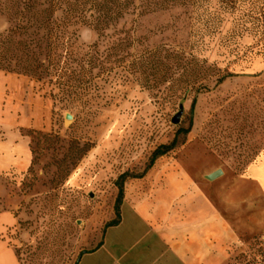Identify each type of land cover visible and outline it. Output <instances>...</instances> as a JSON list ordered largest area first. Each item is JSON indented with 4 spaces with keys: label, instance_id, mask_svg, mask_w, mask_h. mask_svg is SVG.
Instances as JSON below:
<instances>
[{
    "label": "rangeland",
    "instance_id": "1",
    "mask_svg": "<svg viewBox=\"0 0 264 264\" xmlns=\"http://www.w3.org/2000/svg\"><path fill=\"white\" fill-rule=\"evenodd\" d=\"M251 2L238 0L223 13L218 0L199 11L138 0L101 33L87 18L58 12L57 72L38 80L15 62L1 64L0 85L13 77L6 91L15 94L8 96L40 109L36 127L21 129L32 165L0 174V251H12L17 264H77L101 244L124 205L164 207L176 174L217 203L248 191L244 179L264 160V56L259 39L242 28L249 27ZM213 20L219 28L206 33ZM16 24L0 15V35ZM147 51H157L151 58L160 66L157 77L142 67ZM175 56L198 61L200 78L189 79ZM200 84L199 94L190 88ZM8 99L0 96V141ZM156 151L166 154L150 167ZM260 209L264 219V202L257 200L254 219ZM227 264H264V228L243 237Z\"/></svg>",
    "mask_w": 264,
    "mask_h": 264
},
{
    "label": "crops",
    "instance_id": "2",
    "mask_svg": "<svg viewBox=\"0 0 264 264\" xmlns=\"http://www.w3.org/2000/svg\"><path fill=\"white\" fill-rule=\"evenodd\" d=\"M12 80L9 75L0 85L1 98H9L7 120L2 122L6 132L0 141V174L23 172L32 165L30 141L21 129L36 127L32 123L40 109L32 103L30 111L27 102L8 96L15 94L6 91ZM243 182L248 191L229 193L217 203L181 174L172 175L164 207L124 205L120 222L77 264H227L243 237L252 235L254 228L263 231V212L260 209V219H254L253 205L264 202V160L250 168Z\"/></svg>",
    "mask_w": 264,
    "mask_h": 264
},
{
    "label": "trees",
    "instance_id": "3",
    "mask_svg": "<svg viewBox=\"0 0 264 264\" xmlns=\"http://www.w3.org/2000/svg\"><path fill=\"white\" fill-rule=\"evenodd\" d=\"M138 0H0V15L7 16L12 22H16L14 29H11L6 36L0 35V65L7 64L8 68L15 62V68L24 73H28L31 77L41 80L43 75L50 76L52 71H58L60 67L61 55L53 48V44L57 39L53 25L58 12H62L69 17L87 18L89 22L94 24V28L99 32H104L116 18H123ZM144 1L147 6H157L162 9H170L177 6H191L194 11H199L207 6L209 0H140ZM238 0H218V5L223 13H229L236 9ZM250 3V2H249ZM219 13V12H218ZM214 14V19H219L220 15ZM249 15H247L248 26L242 27L245 31L250 32L254 37L258 38L259 54L264 56V1L256 0L251 2L249 7ZM210 18V16H208ZM91 25V24H90ZM220 22L213 20V23L204 25L203 30L206 33H212L219 28ZM55 34V35H54ZM101 35V34H100ZM16 37L27 38V40H17ZM50 43L52 47L46 52L44 51V41ZM133 43H126L125 48H131ZM124 47V45H123ZM120 49V47L118 48ZM45 56L44 61L42 57ZM185 62L184 68L187 70L189 79H199L202 68L200 63L192 59L187 61L175 56ZM147 60L142 63V67L149 68L154 72V77L160 75V66L154 64L157 58V51H147ZM158 61H160L158 59ZM161 65V64H160ZM5 70V69H4ZM9 73V72H8ZM192 81H188L190 84ZM196 85V83L193 82ZM190 85L196 93H201L205 89L204 85L198 87ZM197 99L192 103L195 106ZM178 139H174L169 148L177 146ZM166 154L156 151L152 159L150 167L153 166L158 157ZM125 177H122V180ZM120 201L123 199V186H120ZM121 218H117L114 226L120 222ZM78 263V262H77Z\"/></svg>",
    "mask_w": 264,
    "mask_h": 264
},
{
    "label": "bare ground",
    "instance_id": "4",
    "mask_svg": "<svg viewBox=\"0 0 264 264\" xmlns=\"http://www.w3.org/2000/svg\"><path fill=\"white\" fill-rule=\"evenodd\" d=\"M0 264H17L12 251H0Z\"/></svg>",
    "mask_w": 264,
    "mask_h": 264
},
{
    "label": "water",
    "instance_id": "5",
    "mask_svg": "<svg viewBox=\"0 0 264 264\" xmlns=\"http://www.w3.org/2000/svg\"><path fill=\"white\" fill-rule=\"evenodd\" d=\"M181 114H182V113H180V114H179V115L173 120V123H174V124L177 125V124L179 123V121H180V117H181Z\"/></svg>",
    "mask_w": 264,
    "mask_h": 264
}]
</instances>
